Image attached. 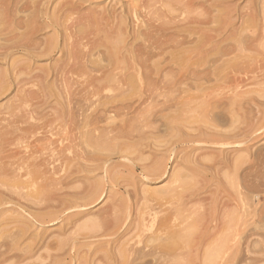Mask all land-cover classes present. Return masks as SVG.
Masks as SVG:
<instances>
[{
  "label": "bare ground",
  "instance_id": "bare-ground-1",
  "mask_svg": "<svg viewBox=\"0 0 264 264\" xmlns=\"http://www.w3.org/2000/svg\"><path fill=\"white\" fill-rule=\"evenodd\" d=\"M113 1L125 3L124 21L115 23L114 20H119L122 16H116L113 13L107 15L96 10L97 14L93 12L91 14V11L90 14H85V11L83 15L82 11L89 7L80 9L82 10L80 12L79 8L83 7L81 4L65 7L61 15L48 19L41 12L39 3H31L29 0H22L23 3H20V0H6L4 3L0 0V59L8 58L14 51L25 54L28 59H39L46 56L52 57V54L59 50L62 56L51 66L52 84L82 87L67 88L70 96L69 99L66 97L65 102L71 110L67 120L73 125L75 133L74 130L69 129L74 134L68 133L71 137L66 138V143L62 140L59 144L55 140V143L53 141L49 143L51 138L48 137V140V135L43 134L49 145L48 143L37 145L39 141L37 137V141L32 140L34 145L27 146V149L23 151H13L14 148L10 147L9 142L7 144L10 148L0 145V216L2 217V213L8 210L18 211L21 215L20 218L10 222L3 221V217H0L2 220L0 222V264H60L61 259L68 253L65 247L72 239L69 235L72 231L71 226L80 227L78 221L93 215L100 219L101 224L107 222L109 218L114 223L120 220V212L115 209L117 206L113 205L111 210H80L76 217L74 216L75 218L69 215L73 218L70 222L65 221L62 217L65 215V210L71 205L74 206L72 200H68V196L73 199L77 197L79 200L94 199V196L98 198L102 192L96 189L98 185L94 186L96 190H93V184V189L90 185L87 188L93 191L90 189L87 191L85 188L82 192L72 191L71 193L70 187L85 178L80 175L83 171L88 172L95 168L97 171L103 170L102 165L109 163L110 157L114 159L116 156L121 162L123 161L124 165L125 162L150 160V156L149 158L142 155V158L140 147L145 146L146 143L150 145L148 141L151 139L165 137L164 135L171 132L174 128L170 126L169 119L199 114V117L209 121V125L199 129L198 134L191 133L189 139L191 142L198 144L201 141L212 145L234 144L233 152L236 153L248 150L245 145L249 133L244 125L254 106L245 98L236 96L238 94L234 93L235 86H226L222 83L216 86L221 81L226 83L230 77L228 74L235 68L232 66H236L235 61L238 63L239 59L245 57L232 56L234 51L229 50L216 51L214 54L212 52L214 49H210L211 43L209 47L207 45L210 42L208 38L195 36L196 30L191 32L188 24L182 23L184 19L181 18V14L175 12L178 8L177 6L175 10L176 3L199 2L196 0L190 2L185 0ZM144 8L148 10H143ZM71 9L79 10L77 17L73 18L72 14L70 15L71 11L67 12ZM182 9L179 8L178 13H182ZM70 20L72 24L69 23ZM99 24L104 25V28L102 25L101 27L105 31L103 39H106L104 41L106 45H102L103 49L100 43L89 40L91 37L86 34L88 28H98ZM111 24L115 25L111 26ZM48 28L54 30V37H46L42 33ZM91 28L90 32L95 31ZM174 51L177 52L176 55H173ZM63 57L64 60H62ZM157 58L158 63L165 64V67L155 76L153 71L157 65L152 66L151 62ZM169 58L171 60L168 61ZM20 62L22 63V60L12 63L14 68L10 71V76L3 74L0 70V94L5 92L11 83L20 84L19 76L30 67L24 63L21 68H16ZM47 69L50 68L47 67ZM119 69H121L120 72H116ZM41 71L44 72V69ZM47 73L43 75L41 73L40 76L31 75L32 77L29 78L37 80L42 77L41 80L44 81L48 76ZM112 76L115 78L114 85L118 92L115 91L109 96L104 95L106 86L103 84L110 85L109 81L104 82L111 80ZM83 77H85L83 80L88 79L87 83L91 81L89 85L93 86L92 88L82 84V80L79 81V78ZM135 81L141 82V94L138 99L131 98L130 93L135 88ZM162 86L165 92L179 91L180 95L158 99ZM127 92L129 95L126 94ZM96 95L95 98L98 99L93 101L91 98ZM66 133L67 131L64 135L67 136ZM43 135L40 142L44 141ZM135 148L139 151L132 152ZM106 150L109 152L104 154ZM135 152L140 153L137 154L140 157L134 158L136 155L132 153ZM252 156L253 158L250 159L245 154L236 155L227 162H221L223 166L220 164L222 167L229 168L226 171H232V176L228 171V177L231 178L229 185L232 189L230 187L229 189L232 192L229 194V201L233 209L224 220L222 228L209 233V238L204 241V264L246 262L249 256L246 255L247 238H249L247 230L251 226L264 229V144L258 146ZM156 158L155 160L151 158L153 162H147V165H144L145 162L141 166L148 179L161 178L167 173L168 161L156 160ZM86 161L91 163L93 161L94 165L92 163L89 166V162L86 163ZM72 162H75L74 166ZM69 163L72 164L69 165ZM173 167L174 172L170 176L172 183L178 182L180 185L187 182L184 179L188 180L190 174L183 173L184 170L177 169L176 166ZM4 177L7 180L3 181ZM178 185L152 190L154 194L151 198L176 200L177 205L170 207L167 214L162 209L151 213L155 208H150L146 204L142 206L137 204L136 214L134 213L136 220L131 221V224L138 221L137 225H141L144 230L148 227L147 221L151 216L156 217L163 213L160 216L161 226L169 230L170 219L172 220L171 217L174 215L176 217L178 212L176 208L187 206L186 216L190 219L186 224L188 226L169 230V237L173 240L163 244L161 246L163 250L160 252L147 243L134 247L131 250V257L127 258L124 264H134L138 261L140 264L179 263L177 258L180 254L181 242L186 245L189 243L190 237L196 233L199 224L206 219L207 210L205 200L200 196L199 198L197 194L192 193L187 197L185 194L183 199L182 194L185 192L178 190ZM193 203L197 205L193 206ZM188 205L191 208H188ZM5 207L8 208L5 209ZM256 216L261 217L256 218ZM61 218H63L62 221L67 222L62 228L36 232L39 227L51 226ZM35 225L37 228L32 231ZM68 225L70 227H66ZM159 238V234H155L150 237V240L158 241Z\"/></svg>",
  "mask_w": 264,
  "mask_h": 264
},
{
  "label": "rangeland",
  "instance_id": "rangeland-1",
  "mask_svg": "<svg viewBox=\"0 0 264 264\" xmlns=\"http://www.w3.org/2000/svg\"><path fill=\"white\" fill-rule=\"evenodd\" d=\"M4 1L6 0H3V2ZM29 1L31 3H39V5H41V12H43V15L48 19H51L56 15H61L65 7L69 8L73 4L76 6H79L81 4L83 5V7H80L79 10L82 8L84 9V7H89L87 9L85 8L86 10L84 11H82L83 9L80 10V12L82 11L81 14H83V12L85 11V14H88L90 11L91 14H97V11L99 13L101 12L107 15L113 13L116 16H122L121 19L114 20L115 23H119L120 21L125 20V14L123 13L125 9V3H121L120 1ZM185 1L190 2L192 0ZM196 1H198L199 3H176L175 10L177 6L178 8L175 12L176 14H181V18L184 19L182 23L188 24V29H190L191 32H194L196 30L195 36L208 38L210 42L207 45L209 47V44L211 43L210 49H214L212 50L213 53H216V51L221 52L222 50H229L234 51L232 56L240 55L242 57H245L244 59H239L240 61L238 63L237 61H235L236 66H232L235 68L233 71L231 69L230 73L228 74V77H230L229 79H227V82L224 83L223 81H221L217 83L216 86H220L221 83L226 86H235L236 88L234 89V93L238 94L236 96L245 98L250 102L251 105L254 106L253 111L250 115L251 117L249 116V118H247V123H245L244 125L248 129L249 133L248 140L245 145L248 150L240 153L233 152V150L235 149L234 144L212 145L209 143L204 144L201 141L199 142L200 144H195L189 140L191 137V133L198 134L201 128L209 125V121L203 117L201 118V116L199 117V114L192 116L190 115L187 117L184 116V118L175 116L177 118L174 119L172 118V116H170L172 120L169 119L168 121L170 123V126L174 129H172L171 132L169 131V133H167L168 135L166 134L164 135L165 137H160L153 140L151 139L150 141H148L150 145H147L146 141V145L140 147L144 151L143 152L141 150L140 153L142 154L136 153L137 151H139L138 148H135L134 150L130 149L131 151L133 150L132 152L136 150V154L132 153L136 155V157L133 156L134 158L140 157L139 155H137L140 154L141 156H150L151 158H154V160L156 157H159L158 159L156 158V160L165 159L166 162L168 161L166 175H163V177L161 178H154L155 180L148 179L146 177V175L142 171L143 168H141V166H143L145 162L146 164L144 165H147V162H153L154 160H152L150 157V160L147 159L148 157H145L147 161L142 160L138 162L136 160L135 162L133 161L130 163L125 162V166L123 161L121 162L120 159L114 156V159L113 157H110V159H108V162L110 161L109 163H107L106 165H102L103 170L98 169L97 171L95 168V172H93L94 170L88 172L83 171V173L80 175H83L88 179L86 180L85 178H82L80 182L77 181L75 184L73 183L74 185H70L71 187L69 186L71 189H69L71 193L72 191L82 192L85 188L87 190L89 185L90 188H92V184L93 187L98 185L96 186V189L98 191L101 190L102 192L98 198L94 196V199L81 198V200H79L77 197L73 199L68 196V200H72V204H74V206L71 205L69 209L65 210V215L62 216L65 221L70 222L73 219L72 217H76L77 213L80 210H111L113 205L118 207H116L115 209L120 212V220L114 223L112 219L109 218L107 222L101 224L100 219L93 215L86 216V218L84 217L80 221H78L77 223L80 227L74 226L73 228L71 226L72 231H70L71 233L69 235L72 239L70 238L71 240L69 241V245L65 247V250H67L68 253L64 256V258L61 259L60 264H124V261L127 258L131 257V250L134 247L142 246L146 243L151 247H156L158 249V252L163 250L161 246L173 240V238L169 237V230H176L180 227L182 228L188 226L186 224H188L190 219H188V217L186 216L188 214V212L186 211L187 206H184L183 208L181 207L179 209L176 208V211H178L176 215L177 218L175 217V215L174 217H171L172 220L169 218V230L161 226L160 216L163 215V213L157 215L156 217L151 216V218L147 221L148 227H146L144 230L142 229L141 225H137L138 221H135V224H131V221L133 222L134 219L136 220L134 215L136 214L137 204H139V206L146 204L149 205L150 208H155L152 209L151 213H154V211L156 210L158 211V209H162L164 210L165 214L168 213V209L170 207H174L177 205L175 199H172L170 201L169 198H151L154 194L152 190L162 189L172 185H178V182L177 184L176 182L172 183L170 177L171 173L173 174L174 172L173 166H176L177 169L184 170L182 171L183 173L185 172L187 174H190L191 176V178L190 176L188 177V180L184 179V181H187L184 182L185 184L181 183V185L179 183L180 185H178L177 187L178 190H183L182 193L185 192L182 194V196L186 194L187 197L192 193L195 195L197 194L198 197L200 196L201 198H203V200H205V206L207 210L206 219L201 224H199L196 233L190 237L189 243L186 245L184 244V242H181L182 244L180 248V254L177 258V260L179 261L178 264H204V241L209 238V233L222 228L224 220L228 218L227 215L232 211L233 206L229 201V194L232 192L231 185H229V179L231 180V178L228 177V171L229 175L232 174V171H226L229 168L222 167L223 163L221 162H227V160L231 157H235L236 155L239 156L241 154H245L248 156V158L252 159V154L255 152L257 147L264 144V0ZM23 2L22 0H20V3ZM179 5L181 7H179ZM167 8H169V5H167ZM179 8L184 9H182V13H178ZM79 10L77 11L71 9L67 12L71 11V17L75 18L77 17L76 15H78L77 13L79 12ZM143 10L146 9L144 8ZM72 20L69 21L70 24H72ZM101 25L102 24H99L98 28L90 27L91 29L95 30H91V32L90 28H88L86 30V34L90 35L91 38L89 40H93L95 42L97 41V43H100V46L103 49L104 47H102V45H106V42L104 43L106 39H103L105 31H103L102 27L104 28V25H102V27ZM112 25L113 24H111V26ZM42 33L45 34L46 37L55 36L54 30L52 28H48V30L46 29ZM61 39L62 37L60 38V40ZM176 53L177 52L174 51L173 55H176ZM61 56L62 53L59 52V50H56L52 54V57L46 56L39 59H28L25 54L14 51L9 55L8 58L4 60L0 59V70L3 74H8V76H10V71L14 68L12 66V63H14V61L16 60H22V63L20 62L17 65L18 67L16 66V68H21L24 63L30 66L29 69L22 72L19 76V79L21 80L20 84L17 85L11 83L7 90L0 94V145L8 147L10 145L11 148H14V150L12 149L13 151H23L27 149V146L29 147V145H34V142L37 141L36 137L39 138V141L36 144H40L41 146L47 145L48 137L51 138V140H49L48 138L49 143H51L52 141L54 142V140L58 144L61 142V140L66 143V138L71 137V135L75 133L73 125L69 123V120H67L70 117L69 112L71 110H69V107L65 102L67 101L66 97H68L69 99L70 93H68L69 90H67V88L71 85L68 86L59 84V86L52 84L53 72L51 66H53L54 62H56V60H59ZM64 59L65 58L63 57L62 60ZM169 60H171V58H169L168 61ZM158 62V58L154 59L151 62L152 66L157 65L153 71L155 76H157L156 73H161L162 69L165 67V64H159ZM47 67L50 69H47ZM41 69H44V72H42L43 70L41 71ZM120 70L121 69L116 70V72H120ZM49 71H51L52 73L50 72V74ZM41 73L42 75L46 73L48 75L46 76L44 81L41 80L42 77L37 80L30 79L32 77L31 75L40 76ZM83 79H85V77H83L82 79L79 78V81H83L82 84L87 87L89 86V88L93 87L89 85V83H91L90 80V82L88 81L89 83H87L88 79ZM110 79L111 80H106V82H104L107 83V81H109L110 85L108 83L107 85L103 84V86H106V89L104 87L105 90L103 91V94L108 96L113 95L117 90L116 86L114 85L115 78L112 76V78L110 77ZM135 82L136 85L134 84L135 88L130 92L132 95V97H130L133 99H138L141 94V82ZM74 87L78 86L75 85ZM80 88L82 87L80 86ZM161 90L162 91L159 93L161 95H159L158 99H165V96L178 97L180 95L179 91L165 92L163 90V86ZM126 94H128V92ZM95 97H97V95L92 97L91 99L93 101H96L98 98L96 99ZM69 124L71 125L69 126ZM28 129L32 133H30ZM32 129L34 132L36 131L35 138L33 137L34 132L32 131ZM69 129L74 130V133L72 134V131H69ZM66 131L67 136L64 135ZM69 132L71 135L68 134ZM186 132H188L189 134H186ZM43 134H45L46 136L48 135L47 138ZM42 135L44 137V141L42 140V142H40ZM194 135H192V137ZM27 136L30 137L28 138ZM185 139L189 141L186 142ZM8 142L9 145L7 144ZM57 143L56 145H58ZM192 144L195 145V147ZM183 145L185 147H183ZM144 147L146 148L144 149ZM206 147L208 149H206ZM211 147L213 148L211 149ZM105 152L108 153L109 151L107 152L106 150L103 153L106 154ZM87 162L89 161H86V163ZM72 163H69V165H71ZM92 163L89 162V166H91ZM74 164L75 162L72 165L74 166ZM220 164H222V166ZM106 167L107 170L109 168L108 171L106 170ZM102 168L100 167V169ZM222 168L225 169L223 170ZM5 180H7L6 177H4L3 181ZM82 180L84 182H82ZM181 186H183V188L185 189H181ZM229 187L231 189H229ZM3 188L4 187H2V189ZM96 189L94 187L93 190ZM67 192L69 191L67 190ZM183 197V199H185V196ZM85 202L86 206H84ZM195 205L197 204H194L193 206ZM189 206L190 205H188V208H191ZM6 208L8 207H5V209ZM70 210L74 213H72ZM201 210L204 211V209ZM69 215L73 216L70 217ZM2 217L3 221L7 220L6 222H10L20 218L21 215L18 211L8 210L5 213H2ZM250 217H252V215ZM260 217L261 216H256V218ZM1 218L0 222L2 221ZM63 218L56 221L51 226L46 225L47 227L45 228L41 226L36 229L37 226L35 225L32 228V231L36 229V232L39 231L40 233V231L42 232L44 229H50L51 231V229L55 230L58 228H62L67 223L65 221H62ZM66 227L70 226L68 225ZM72 233H74V235ZM155 234H159V240L151 241L150 237ZM247 234L249 238H247L248 248L246 246V255H249V259L246 258L247 261H244L245 263H243L264 264V229L251 226L247 230ZM134 264H140V262H134Z\"/></svg>",
  "mask_w": 264,
  "mask_h": 264
}]
</instances>
